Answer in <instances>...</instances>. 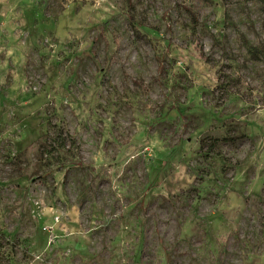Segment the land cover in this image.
Masks as SVG:
<instances>
[{
	"label": "rangeland",
	"instance_id": "374dc122",
	"mask_svg": "<svg viewBox=\"0 0 264 264\" xmlns=\"http://www.w3.org/2000/svg\"><path fill=\"white\" fill-rule=\"evenodd\" d=\"M0 264H264V3L0 0Z\"/></svg>",
	"mask_w": 264,
	"mask_h": 264
},
{
	"label": "trees",
	"instance_id": "16d2710c",
	"mask_svg": "<svg viewBox=\"0 0 264 264\" xmlns=\"http://www.w3.org/2000/svg\"><path fill=\"white\" fill-rule=\"evenodd\" d=\"M263 3H264V0H261ZM60 138L59 139V143L58 145L61 147V148H65L66 146V143L69 145V148L70 147H74L76 145V142L71 139L68 135H65V136H59Z\"/></svg>",
	"mask_w": 264,
	"mask_h": 264
}]
</instances>
